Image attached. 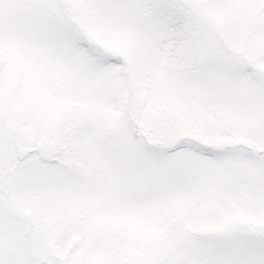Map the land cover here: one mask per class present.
I'll use <instances>...</instances> for the list:
<instances>
[{
  "label": "snow or ice",
  "instance_id": "6c2138e0",
  "mask_svg": "<svg viewBox=\"0 0 264 264\" xmlns=\"http://www.w3.org/2000/svg\"><path fill=\"white\" fill-rule=\"evenodd\" d=\"M0 264H264V0H0Z\"/></svg>",
  "mask_w": 264,
  "mask_h": 264
}]
</instances>
